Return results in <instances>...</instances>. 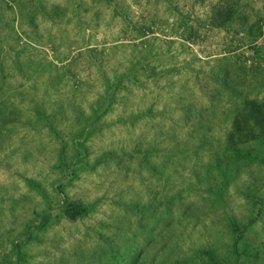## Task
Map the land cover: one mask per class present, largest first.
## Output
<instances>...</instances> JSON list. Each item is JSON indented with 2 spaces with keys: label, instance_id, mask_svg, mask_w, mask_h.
<instances>
[{
  "label": "rangeland",
  "instance_id": "374dc122",
  "mask_svg": "<svg viewBox=\"0 0 264 264\" xmlns=\"http://www.w3.org/2000/svg\"><path fill=\"white\" fill-rule=\"evenodd\" d=\"M15 243L264 264V0H0V264Z\"/></svg>",
  "mask_w": 264,
  "mask_h": 264
},
{
  "label": "trees",
  "instance_id": "16d2710c",
  "mask_svg": "<svg viewBox=\"0 0 264 264\" xmlns=\"http://www.w3.org/2000/svg\"><path fill=\"white\" fill-rule=\"evenodd\" d=\"M67 212L72 216V217H77V216H80V215H83V214H86L87 213V209L86 208H79V207H69ZM29 231L28 233L31 231V227H29ZM235 230H237V227L235 226ZM238 240V239H237ZM237 240L235 241L234 243V252L237 253ZM14 248H15V251H16V264H20L21 260H22V253H21V250H20V247L18 244H14Z\"/></svg>",
  "mask_w": 264,
  "mask_h": 264
}]
</instances>
